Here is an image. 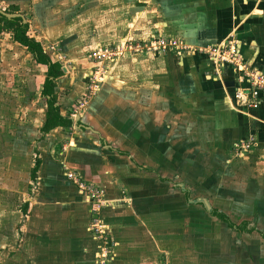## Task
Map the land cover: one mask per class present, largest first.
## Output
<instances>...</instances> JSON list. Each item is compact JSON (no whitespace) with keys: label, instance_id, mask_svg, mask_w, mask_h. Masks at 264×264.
Here are the masks:
<instances>
[{"label":"crops","instance_id":"obj_1","mask_svg":"<svg viewBox=\"0 0 264 264\" xmlns=\"http://www.w3.org/2000/svg\"><path fill=\"white\" fill-rule=\"evenodd\" d=\"M41 1L32 4L31 18L16 0H0V10L29 24L28 35L63 67L65 73L56 81V105L63 117H70L72 107L87 93V77L94 66L88 56L100 41L92 36L94 31L82 43L85 25L68 26L67 14H79V9L56 11L65 0H43V6ZM148 13L157 19L150 24V36L159 30L181 38L190 53L127 55L111 65L114 75L104 78L103 89L93 101L70 117L72 128L56 127L45 135L48 106L42 89L48 69L14 42L10 32L0 34V79L21 83L19 89H25L26 96L32 91L30 85L38 83V98L45 103L39 110L37 130L42 136L35 159L38 156L41 165L34 186L52 180L56 187L40 188L46 201L40 228H55L58 251L70 243L78 254L84 253L88 243L86 252L96 249L88 232L91 201L63 170L65 163L68 170L107 194L101 215L117 243L114 264H257L254 257L249 259L253 246L243 234L257 230L230 228L214 212L225 214L239 227L252 218L245 220L250 212L245 215L235 204L244 196L248 203L252 197V201L262 198L264 204V103L258 109L236 106L235 91L246 83L240 84L230 67L217 76L211 61L199 51L236 37L246 62L264 73V0H151ZM5 43L11 54H4ZM22 50L21 57L18 51ZM17 58L24 69L11 70L9 65ZM64 59L73 65L64 66ZM23 125L29 131L28 121ZM79 126L84 129L79 131ZM254 136L258 145L244 155L242 145ZM25 137L17 141L29 144ZM62 140L67 144L60 152L61 163L58 154L49 151ZM16 152L8 148L0 156L14 153V158ZM34 166L35 161L30 174ZM179 176L183 182H178ZM262 218L264 224V214ZM43 240L39 235V241ZM261 242L260 259L264 258V236Z\"/></svg>","mask_w":264,"mask_h":264},{"label":"rangeland","instance_id":"obj_2","mask_svg":"<svg viewBox=\"0 0 264 264\" xmlns=\"http://www.w3.org/2000/svg\"><path fill=\"white\" fill-rule=\"evenodd\" d=\"M16 1L22 2L24 4L23 8L26 11V14L29 13L27 14L28 18H31L32 7L37 6L38 1L40 0ZM24 2H26V4ZM35 3L37 4L35 5ZM150 3L151 0H77L76 3H74L73 0H65L62 1L60 5H58L60 8H56V11L62 8L67 9L68 11L79 9V14L69 12L67 14L66 21L67 23L71 22L70 24L68 23L69 27L74 25L78 29L85 25L86 33L81 38L82 43H85V37L89 36L90 33L95 31L92 33V36L99 37L100 41L95 42L97 47H119L122 44L133 45L136 47L137 45H143L144 43H147L145 40H148L149 37H151L149 33L152 31L150 24H154V22L157 20L156 18L153 19L154 17L148 13ZM40 5L43 6L46 5V3L42 0ZM91 9L94 10V13H92ZM94 19L99 21L98 26L97 24L95 25ZM88 25L89 28L87 29ZM158 31L159 30H156V33L153 34L155 37L165 35ZM96 32H98L97 35ZM140 34H143V36ZM3 47L6 50L4 54H11V52H13L11 49L7 48L8 43H5V46ZM2 49L3 48H0V55ZM23 53V50L18 51L20 56ZM133 55L138 56L139 54ZM126 56L121 59H117L114 63H108V66L110 67L103 65V69L105 70L103 75L106 74L105 77L114 75V72H111V65L115 63L119 64L122 60H125ZM153 56L151 55V57ZM20 58H17L10 63L9 66L11 70L15 71L18 66H21L19 67L20 69H24V66L21 65V62L23 61H19ZM54 58L58 59L57 56H54ZM88 60L94 63L92 71L90 72L93 73V71L97 70V68H95L97 63L94 62L92 58H89V56ZM71 62V60L64 59V66L70 68L73 65ZM247 63L253 65L252 63ZM34 69L36 68L33 67V70ZM87 79L89 80L90 76H88ZM104 81L105 79H103L99 85L100 90L103 89L102 87L105 83L103 85L102 83ZM0 82V152L3 151L6 153V149L8 148H15V150L19 151L15 153L14 158L12 157L14 153H8L7 155L0 156V264H101L100 262L103 260L101 254L104 244L99 239L95 238L93 232L90 230L92 217L88 224V232L94 243H96V249L91 253L90 250L86 252V249L90 248L89 243L82 254H78L77 251L73 252L71 250V248H74L72 243H70L65 250L58 251L54 246L57 242V237H55L54 234L55 228L53 227L51 229L48 225H45V228H40L44 220L42 213L44 202H46L41 196L40 188H42L43 185L46 190L50 186L51 189L56 187L52 180H48L47 183L43 184L42 186H34V182L31 179L30 174V170L32 169L33 163L35 161L36 150H38L37 147H39L38 143H40L39 140L42 136L40 131L37 130L40 129L38 127H40L39 125L41 123L39 110L45 105V103L38 98V83L34 85L32 83L30 85L32 91L26 96V94H24L25 89H19L21 87V83L14 82L13 80L9 79L5 80L6 83H4L3 79H0ZM7 83H13L16 85L12 86V88L15 90L12 88H7ZM5 87L8 90H4ZM131 92L135 94V90H131ZM97 95L98 92L93 94L88 102L93 101ZM26 121H28V128L30 127L29 131H26L27 125H23V123H26ZM82 129H84V127L79 126V131ZM24 135L26 136L24 139L30 140L28 142L29 144H26L27 142H25L24 145L17 141V139H20V137L22 138ZM256 139L258 138L255 137L252 139L253 141H250L252 144L249 148V151L247 150L248 152L255 150L256 146L258 145V140L256 141ZM65 142V140L59 141L58 146H54L49 151L50 155L53 151V154H58L56 157L61 163L63 161L64 155L60 156V152H62L64 149L63 145L67 144ZM243 151L245 155L246 151ZM44 154L46 155V152H44ZM140 161L141 160L137 157L136 162L139 163ZM62 168L64 171H68V176L71 173L74 175L72 180L76 183L75 185L79 186L81 182H85L87 185L91 184L85 181L80 174L72 171L71 169L68 170L65 166V163H62ZM179 178L181 179H179L178 182H183L182 177L179 176ZM146 182L149 184L150 179L146 178ZM93 186L98 191H103L104 193V190L100 186L95 184H93ZM233 188L234 186H232L231 192H233ZM42 191L44 192L45 190L42 189ZM182 192L187 194L186 190ZM106 197L107 194L104 193V199H106ZM261 200L262 198L258 199V201L257 199L252 201L251 197L250 202L254 203H248L244 196L243 199L237 203L238 205L235 204L239 208L240 212L244 213L245 215L249 214V216L245 217V220L252 218V220L250 219L251 222L249 221L246 226H249V228H255L257 230L252 233L248 232L249 230H247L244 231L245 233H243L250 237L249 243L251 246H253V248H251V252L249 253V259L252 261V258L254 257L253 261H256L257 264H264V258L260 259V250L263 247L261 239L262 236H264V224L262 223L264 204L261 202ZM25 202H30L28 215H24L21 211ZM213 202L216 203V200ZM216 205L224 208V206L221 205L219 201H217ZM106 206H104L102 209H105ZM249 207H251L252 210H248ZM247 211L250 213H247ZM39 235L40 238L42 237L44 239V242H47L46 245L43 244V241H39ZM70 240L71 239H69L68 242Z\"/></svg>","mask_w":264,"mask_h":264},{"label":"built area","instance_id":"obj_3","mask_svg":"<svg viewBox=\"0 0 264 264\" xmlns=\"http://www.w3.org/2000/svg\"><path fill=\"white\" fill-rule=\"evenodd\" d=\"M146 41L147 43L136 47L122 44L119 47H97L92 49L89 58H92L98 64L97 70L90 75L86 95L72 107L69 116L74 118L79 115L87 106L90 97L100 90L99 85L106 75H103L105 72L103 65L114 63L117 59H121L128 54L147 53L155 56L175 52L181 56L185 53H190L191 50L184 40L178 37L167 35L155 37V35H152ZM201 53H204L211 61L217 76L220 77L223 68L230 67L238 75L239 83H246V87L240 85L235 91L234 100L236 106L246 109H258L264 103V73L246 62L241 51L240 42L235 37L225 39L204 51H199V54ZM250 141L253 140L250 139ZM250 141L242 145L244 150H249L252 144ZM73 177L74 175L71 173L69 178L72 179ZM78 187L80 192L85 194L91 201L93 215L90 230L93 232L94 237L104 244L101 254L103 260L100 263L113 264L116 257L117 243L111 229L101 215L102 208L106 206L104 193L95 189L93 184L87 185L85 182H81Z\"/></svg>","mask_w":264,"mask_h":264},{"label":"trees","instance_id":"obj_4","mask_svg":"<svg viewBox=\"0 0 264 264\" xmlns=\"http://www.w3.org/2000/svg\"><path fill=\"white\" fill-rule=\"evenodd\" d=\"M29 29V24L24 23L23 19L19 17L8 19L0 15V34H2V32H10L13 35L14 42L26 48L37 64L44 65L48 69L47 78L42 89V96L46 99L48 106L47 119L42 133L45 135L56 127L72 128L74 126L73 119L70 117H63L60 113V107L56 105L58 103L55 94L56 81L64 75V69L59 63H54L50 59L40 42L28 35ZM40 165L41 160L37 156L35 159V166L31 172V179L33 182L37 179V171ZM28 210L29 203L26 202L21 211L24 215H27ZM214 215L227 223L230 228H237V230H241L242 228V230H244V228H247V223H243L244 225L241 224V226L237 227L225 214L219 213L217 210L214 212Z\"/></svg>","mask_w":264,"mask_h":264},{"label":"water","instance_id":"obj_5","mask_svg":"<svg viewBox=\"0 0 264 264\" xmlns=\"http://www.w3.org/2000/svg\"><path fill=\"white\" fill-rule=\"evenodd\" d=\"M0 13H1V14H4V15L7 16V18H9V19H13V18H17V17H19V16H17V15H9V14H5V13L2 12L1 10H0ZM77 122H79L78 119H77Z\"/></svg>","mask_w":264,"mask_h":264}]
</instances>
